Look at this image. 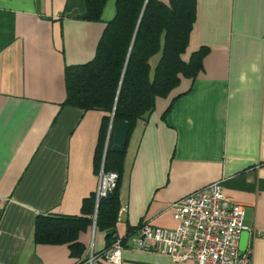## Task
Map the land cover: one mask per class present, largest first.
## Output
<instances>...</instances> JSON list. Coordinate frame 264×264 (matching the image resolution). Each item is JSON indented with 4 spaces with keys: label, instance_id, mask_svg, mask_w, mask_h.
I'll use <instances>...</instances> for the list:
<instances>
[{
    "label": "crops",
    "instance_id": "1",
    "mask_svg": "<svg viewBox=\"0 0 264 264\" xmlns=\"http://www.w3.org/2000/svg\"><path fill=\"white\" fill-rule=\"evenodd\" d=\"M116 1L89 21L81 17L86 0H0V264H76L106 247L96 211L79 233L81 256L68 243L36 241L35 231L41 214L91 217L109 114L64 105L65 70L95 57ZM201 48L198 74L158 97L128 140L121 264H189L137 250L134 237L143 221L176 228L169 206L216 181L244 206L247 251L264 264V0H197L185 60ZM130 228L138 229L130 236ZM98 256L93 264H116Z\"/></svg>",
    "mask_w": 264,
    "mask_h": 264
},
{
    "label": "trees",
    "instance_id": "2",
    "mask_svg": "<svg viewBox=\"0 0 264 264\" xmlns=\"http://www.w3.org/2000/svg\"><path fill=\"white\" fill-rule=\"evenodd\" d=\"M107 2L86 0L87 10L81 17L102 20ZM116 10L115 18L107 23L101 36L95 57L86 63L66 66L64 102V105L109 114L102 121L98 164L104 161V171L117 174L116 185L98 206L95 195L92 197L87 208L91 217L41 214L36 222V241L68 243L72 255H82L84 246L78 242V236L92 223L95 211L98 227L106 231V247L100 254L104 255L119 237L116 226L126 149L112 150L115 124L120 120L130 123L129 140L138 120L147 119L154 111L158 97L169 96L182 77L193 78L198 74L205 55V49L201 48L188 61L184 58L197 19V0H170L169 3L117 0ZM156 56H159L158 62L152 65L151 60ZM112 114L113 128L107 143ZM137 229L130 228L128 235ZM85 262L82 259L76 264Z\"/></svg>",
    "mask_w": 264,
    "mask_h": 264
},
{
    "label": "built area",
    "instance_id": "3",
    "mask_svg": "<svg viewBox=\"0 0 264 264\" xmlns=\"http://www.w3.org/2000/svg\"><path fill=\"white\" fill-rule=\"evenodd\" d=\"M116 180V173H106L104 167L101 168L95 193L96 206L115 187ZM4 204L0 199V209ZM169 209L178 222L176 228L152 226L143 221L134 237L137 250L161 253L176 263L253 264L251 252H241L239 248L241 233L248 230L244 222L245 208L226 195L221 181L182 197ZM124 239L118 237L104 255L98 256L91 250L85 263L93 264L98 256L121 264Z\"/></svg>",
    "mask_w": 264,
    "mask_h": 264
},
{
    "label": "water",
    "instance_id": "4",
    "mask_svg": "<svg viewBox=\"0 0 264 264\" xmlns=\"http://www.w3.org/2000/svg\"><path fill=\"white\" fill-rule=\"evenodd\" d=\"M142 15H143V12H142ZM129 132H130V123L128 121L120 120L115 124L113 128V137H112V150L113 151L122 152L126 149ZM249 235H250L249 230H244L241 233L240 244H239V248L241 252H245L248 248Z\"/></svg>",
    "mask_w": 264,
    "mask_h": 264
}]
</instances>
